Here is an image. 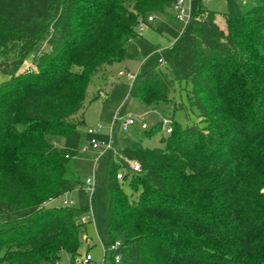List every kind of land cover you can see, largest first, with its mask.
<instances>
[{"label": "trees", "instance_id": "obj_1", "mask_svg": "<svg viewBox=\"0 0 264 264\" xmlns=\"http://www.w3.org/2000/svg\"><path fill=\"white\" fill-rule=\"evenodd\" d=\"M177 1L0 0V264L79 256L85 211L52 203L83 185L88 88L125 58L142 22L176 19ZM216 16L199 4L167 65L135 75L130 97L149 106L187 82L198 122L172 123L163 148L117 152L111 264H264V0L224 14L225 31ZM43 43L50 51L36 57Z\"/></svg>", "mask_w": 264, "mask_h": 264}, {"label": "rangeland", "instance_id": "obj_2", "mask_svg": "<svg viewBox=\"0 0 264 264\" xmlns=\"http://www.w3.org/2000/svg\"><path fill=\"white\" fill-rule=\"evenodd\" d=\"M245 2L246 4H243ZM259 0H192L186 2L188 8L191 5L193 14L199 4L221 14H245L248 10L257 6ZM174 16L175 12L172 13ZM155 22L145 21V26H139L138 36L127 43V54L124 59L108 67V86L105 87L101 74L93 77L88 88V99L98 95L97 100L88 103L85 110V125L81 127L83 147L75 163V170L80 175L83 185L76 190L65 194L55 200L53 206L60 207L66 204L67 207L85 211L81 217L88 218L93 214L92 220L85 223L80 254L73 259L66 252L61 254L57 264H84L82 261L87 256L92 261L89 264H111L110 242L111 237L108 230V216L110 209L111 193L109 181L112 164L116 161L117 152L120 149L130 148L133 150H146L163 148L161 142L167 137L165 129L175 123L187 127L198 122V112L190 107L189 91L191 86L184 81L176 82L171 93L172 102H159L153 105H146L141 99L131 98L130 91L133 79L129 75H137L139 72H147L159 66L160 60L167 61L168 49L181 36L186 23L175 18L167 19L154 16ZM49 47L46 43L41 44L37 50L36 57L43 54ZM36 62L29 61L26 67L35 68ZM123 73V76L120 75ZM3 77H0V82ZM111 80V81H110ZM175 104L183 105L187 110L176 108ZM132 117L137 122L127 129L122 127V122ZM164 119L169 120L168 126L149 132ZM147 124L148 129L141 128V124ZM101 125L95 138L104 145H111L106 149L101 147L95 149L89 145L90 137L88 129H95ZM205 126V124H202ZM124 172L123 169H119ZM88 179L95 181L94 192L90 193L86 182ZM128 195H131V188L128 184L122 186ZM40 264H53L49 261H41Z\"/></svg>", "mask_w": 264, "mask_h": 264}, {"label": "built area", "instance_id": "obj_3", "mask_svg": "<svg viewBox=\"0 0 264 264\" xmlns=\"http://www.w3.org/2000/svg\"><path fill=\"white\" fill-rule=\"evenodd\" d=\"M189 2L191 3L192 0H178L176 5L174 6V12L176 13V19L183 22V23H188L190 18H191V13H190V9H188L185 4L186 2ZM155 20V18L153 16H150L148 18V21L149 22H153ZM140 26H145V22H142L140 24ZM159 64L161 66H166L167 65V62L165 60H160ZM121 76H123V73H120ZM129 78L130 79H133L135 78V75H129ZM137 122L135 121L134 118L132 117H129L128 119H126L125 121L122 122V127L124 129H127L129 128L130 126H133L135 125ZM169 120H166L164 119L162 121V124L163 126H168L169 125ZM141 128L144 129V130H147L148 129V125L143 123L141 124ZM102 129V126L99 125L97 126L95 129H88L87 131V135L90 137V140H89V145L92 146L93 148L95 149H100L101 147H105L106 149H109L111 148V145H104L103 143L101 142H98L97 139L95 138V135L98 133L99 130ZM172 130H173V126H172V123L171 125H169L165 131L167 134H170L172 133ZM88 146H85V147H82L83 150L87 149ZM126 164H127V168L130 169L131 171L135 172V171H139L140 170V165L135 162V161H129V160H126ZM124 170V172H121L120 170L118 171L117 173V179L118 180H123L125 175H126V169L125 168H122ZM86 185H87V189L89 190L90 193H93L94 192V187H95V181H93L92 179H88L87 182H86ZM93 219V214H90V216H88V218H83L82 219V223H86L87 220H92ZM120 247V243L119 242H116L114 245L111 246V249L112 251H117L118 248ZM115 261L117 263L120 262V255H116L115 257ZM84 264H89L91 263L92 261L90 260L89 257H85L82 261Z\"/></svg>", "mask_w": 264, "mask_h": 264}, {"label": "crops", "instance_id": "obj_4", "mask_svg": "<svg viewBox=\"0 0 264 264\" xmlns=\"http://www.w3.org/2000/svg\"><path fill=\"white\" fill-rule=\"evenodd\" d=\"M243 4H246L245 2H243ZM188 9H190V13H191V5L188 7ZM208 9V8H207ZM210 10V9H209ZM250 10H248L247 12H249ZM216 12V11H215ZM247 12H245V13H247ZM233 14V13H232ZM191 15H192V13H191ZM155 22V20L152 22V23H154ZM216 22H217V24H218V26L222 29V30H226V24H225V17H224V15L223 14H221V13H219V12H217V16H216ZM107 71H108V68H106V70H105V72L104 73H100L101 75H102V78H103V82L105 83V87H107L108 86V81H109V78H108V73H107ZM111 81V80H110ZM100 91H102V90H100ZM99 93V92H98ZM96 96H98V95H95V96H93V98L90 100V99H88V92H87V100H86V109L88 108V106H89V104L90 103H92L93 102V100H94V98L96 97ZM95 101V100H94ZM89 103V104H88ZM86 113V112H85ZM85 113H84V116H85ZM83 121H84V125H85V118L83 117Z\"/></svg>", "mask_w": 264, "mask_h": 264}, {"label": "water", "instance_id": "obj_5", "mask_svg": "<svg viewBox=\"0 0 264 264\" xmlns=\"http://www.w3.org/2000/svg\"><path fill=\"white\" fill-rule=\"evenodd\" d=\"M48 51H50V48L48 49Z\"/></svg>", "mask_w": 264, "mask_h": 264}]
</instances>
